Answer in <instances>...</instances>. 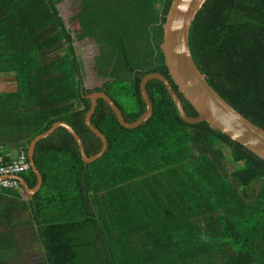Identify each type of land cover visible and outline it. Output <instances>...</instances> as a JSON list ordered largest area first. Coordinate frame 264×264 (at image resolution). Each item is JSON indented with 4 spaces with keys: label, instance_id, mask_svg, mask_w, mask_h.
Returning a JSON list of instances; mask_svg holds the SVG:
<instances>
[{
    "label": "trees",
    "instance_id": "16d2710c",
    "mask_svg": "<svg viewBox=\"0 0 264 264\" xmlns=\"http://www.w3.org/2000/svg\"><path fill=\"white\" fill-rule=\"evenodd\" d=\"M172 1L0 0V146L28 155L65 121L94 156L90 95L107 93L135 122L152 72L197 117L162 50ZM190 45L214 89L264 128V0H208ZM146 88L153 113L135 128L98 100L92 123L108 148L94 162L65 127L40 140L42 186L0 188V227L29 211L46 264H264V160L207 121L186 122L160 79ZM19 176L38 184L31 166ZM11 248L0 233V260Z\"/></svg>",
    "mask_w": 264,
    "mask_h": 264
},
{
    "label": "water",
    "instance_id": "95a60500",
    "mask_svg": "<svg viewBox=\"0 0 264 264\" xmlns=\"http://www.w3.org/2000/svg\"><path fill=\"white\" fill-rule=\"evenodd\" d=\"M208 0H173L170 10L167 14L164 28V41L162 50L165 55L169 74L174 83L183 92L186 99L195 107L199 115L191 117L186 112L180 96L173 88L170 80L163 74L152 72L147 74L141 83L143 98L147 105L146 112L135 122L126 121L122 109L105 92H96L90 95L92 107L86 116V124L103 142L101 151L88 156L85 150L84 142L77 131L67 122L58 121L50 130L38 135L30 144L29 160L30 166L36 172L38 184L30 188L25 179L19 175L21 184L26 188L30 195L36 194L43 182L35 160V150L38 142L51 135L59 127H65L76 138L82 157L86 163H91L100 158L108 148V140L104 133L92 123V116L98 106V100L103 98L116 113L121 124L125 127L135 128L146 122L153 113V104L150 100L147 83L152 79H160L166 86L172 96L181 117L188 123H199L207 121L215 128L227 134L233 140L241 143L261 159L264 160V128L256 125L234 106L227 102L214 87L209 83L207 75L198 67L191 50L190 34L193 22L197 14L201 11Z\"/></svg>",
    "mask_w": 264,
    "mask_h": 264
},
{
    "label": "rangeland",
    "instance_id": "374dc122",
    "mask_svg": "<svg viewBox=\"0 0 264 264\" xmlns=\"http://www.w3.org/2000/svg\"><path fill=\"white\" fill-rule=\"evenodd\" d=\"M77 11L78 9L74 12ZM87 59L89 58H86L85 65L88 69L94 62ZM7 75V73H3L0 74V77ZM2 225L6 226L0 227V233H7L11 236L12 248L3 253L0 264H46L29 211H25L23 214L15 213L9 222L6 221Z\"/></svg>",
    "mask_w": 264,
    "mask_h": 264
},
{
    "label": "built area",
    "instance_id": "2783aa9c",
    "mask_svg": "<svg viewBox=\"0 0 264 264\" xmlns=\"http://www.w3.org/2000/svg\"><path fill=\"white\" fill-rule=\"evenodd\" d=\"M29 167L26 152H22L17 159L11 162H4L0 156V188H18L21 182L14 176L26 171Z\"/></svg>",
    "mask_w": 264,
    "mask_h": 264
},
{
    "label": "crops",
    "instance_id": "0c3cea01",
    "mask_svg": "<svg viewBox=\"0 0 264 264\" xmlns=\"http://www.w3.org/2000/svg\"><path fill=\"white\" fill-rule=\"evenodd\" d=\"M29 150V149H28ZM22 152H25L24 149H17L10 146H0V156L4 162H11L17 159ZM29 155V152H28Z\"/></svg>",
    "mask_w": 264,
    "mask_h": 264
}]
</instances>
